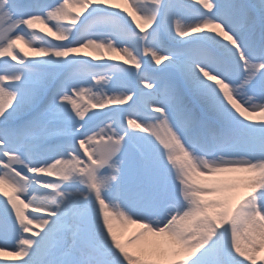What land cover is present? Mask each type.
I'll return each instance as SVG.
<instances>
[{
	"label": "snow or ice",
	"instance_id": "6c2138e0",
	"mask_svg": "<svg viewBox=\"0 0 264 264\" xmlns=\"http://www.w3.org/2000/svg\"><path fill=\"white\" fill-rule=\"evenodd\" d=\"M135 7L142 24L115 0H0V252L264 264V0ZM233 172L259 173L236 203L212 179Z\"/></svg>",
	"mask_w": 264,
	"mask_h": 264
},
{
	"label": "bare ground",
	"instance_id": "6f19581e",
	"mask_svg": "<svg viewBox=\"0 0 264 264\" xmlns=\"http://www.w3.org/2000/svg\"><path fill=\"white\" fill-rule=\"evenodd\" d=\"M139 2L142 4L150 3V0H115V3H119L121 5V10L127 9L129 13H132L136 16L138 20H140V23H143V20L141 17L144 15V13H140L139 10L135 7V4ZM48 27L44 24L37 23V29H44L45 32L48 31ZM147 28V26H146ZM150 30V29H147ZM18 45L20 48H23L25 52L29 53L30 56L35 55V47L36 45L29 46L28 44L24 43V41H19ZM83 52L91 53L94 58H99V60L109 59L111 60L113 57L116 58L115 62L117 63H125L128 60V57H125L122 52H110L107 49H104L102 51H95L93 49H84ZM130 66V65H126ZM91 94H87V96L84 98L82 103L84 105H87V100L90 98ZM130 103V102H129ZM89 110H91L89 108ZM131 110L129 112H125L122 114L123 120L126 122L128 119H136V116L130 114ZM258 122V121H257ZM101 128H103V125H101ZM101 128H97L96 131L99 133L101 131ZM163 131V130H161ZM102 140L101 136H97L96 142H100ZM252 175L258 176L259 173H247V172H233V173H224L219 174L218 177H213L212 179H218L222 178L225 180H228L231 183H234L236 185L235 188L232 189V191L236 194V200L233 201V203H236L239 199L247 196L249 193H251L253 190L251 186L248 184V178ZM6 190H9L7 185L4 186ZM2 195V193H0ZM116 230L118 234L121 235L122 239H127L131 235H133L138 229L139 226L135 224H128V225H122L118 222L115 224ZM17 251L16 248H8L4 251L0 252V261H5L6 264H18V262L25 257L16 256L14 253ZM259 264V261H258Z\"/></svg>",
	"mask_w": 264,
	"mask_h": 264
},
{
	"label": "rangeland",
	"instance_id": "374dc122",
	"mask_svg": "<svg viewBox=\"0 0 264 264\" xmlns=\"http://www.w3.org/2000/svg\"><path fill=\"white\" fill-rule=\"evenodd\" d=\"M137 111H139V110H137ZM133 115V114H132ZM135 116V115H134Z\"/></svg>",
	"mask_w": 264,
	"mask_h": 264
}]
</instances>
